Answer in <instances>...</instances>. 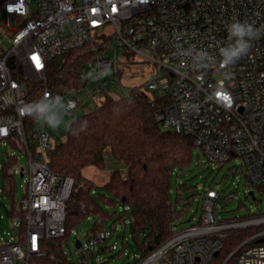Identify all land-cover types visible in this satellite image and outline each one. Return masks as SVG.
<instances>
[{"label":"built area","instance_id":"obj_1","mask_svg":"<svg viewBox=\"0 0 264 264\" xmlns=\"http://www.w3.org/2000/svg\"><path fill=\"white\" fill-rule=\"evenodd\" d=\"M235 22L251 24L259 34L246 54L225 65L236 46L237 38L229 35ZM102 34L113 35L115 48L124 54L122 61L99 59V70L117 72L127 53L158 65L166 82H150L148 89L171 102L157 121L192 137L210 162L239 159L253 195L258 190L264 200V0H0V144L9 142L29 158L19 206L26 235L22 241L20 233L15 241H0V264H32L45 256L47 240L66 235L74 180L50 170L47 154L56 144L46 130L27 131L28 92L31 83L46 80L51 60ZM51 97L46 90L44 98ZM79 106L73 95L65 110ZM220 196L208 190L197 224L174 231L131 262L212 264L225 238L252 230L224 264H264V213L220 220L215 207ZM106 240L104 231L94 233L91 250Z\"/></svg>","mask_w":264,"mask_h":264},{"label":"trees","instance_id":"obj_2","mask_svg":"<svg viewBox=\"0 0 264 264\" xmlns=\"http://www.w3.org/2000/svg\"><path fill=\"white\" fill-rule=\"evenodd\" d=\"M112 44L113 35L102 34L81 48L51 60L46 80L31 84L28 92L30 107L42 99L46 100V90L51 92L52 99L71 90L78 93L85 89L88 65L93 64V68L100 71L97 61L109 59L107 53L111 51ZM127 58L133 60L134 56L127 53ZM122 72L119 68L115 74L121 78ZM170 102L167 96H151L142 87L135 86L129 88L127 95L117 98L105 93L92 111L71 122L66 140L56 144L47 154L50 170L54 174L74 180L67 203V231L64 237L73 224L85 216L89 217L91 212L104 215L96 199L97 194L112 206L117 202L123 205L125 215L120 217V221H124L130 213L132 234L141 255L149 254L172 237L175 222L180 216L171 200L172 177L176 170L190 165L197 146L192 137L182 136L172 129L164 130L157 121L163 107ZM33 115L32 111L26 119L27 131L31 129ZM107 149L124 164L125 171L113 170L108 181L98 186L85 177L83 171L88 167L104 171ZM12 164L14 160L8 166ZM7 178L15 188L13 177L7 175ZM97 189L105 191L108 197L96 192ZM183 189L179 188L178 202ZM15 214L20 218L22 241L26 235V222L22 213ZM15 214L13 211L12 215ZM96 228L97 232L104 231L102 224ZM252 232L246 230L230 234L223 240V248L212 264H222ZM59 239L47 240L42 259H60Z\"/></svg>","mask_w":264,"mask_h":264},{"label":"rangeland","instance_id":"obj_3","mask_svg":"<svg viewBox=\"0 0 264 264\" xmlns=\"http://www.w3.org/2000/svg\"><path fill=\"white\" fill-rule=\"evenodd\" d=\"M107 33H110V29L107 30ZM123 54L122 50L115 48V44H112L107 58L114 59L116 57L122 61ZM120 69L123 71L121 78L117 77L113 70L97 71L88 65L85 72L88 83L85 89L78 93L71 90L61 96L55 95L52 99H42L35 105L33 104L31 107L33 109L41 104L48 107L43 113L33 110L34 115L29 126L31 129L28 131L30 135L31 130L39 126L49 134L53 145L64 142L71 122L78 116L92 111L105 93L117 98L127 95L129 88L136 86L142 87L151 96L161 94L160 91L154 93L148 89L150 82L157 84L166 82L164 77L159 76L161 71H159L158 65L137 57L135 60L128 59L121 63ZM28 82L24 79V83ZM73 95H77L80 106L74 111L67 112L65 103ZM161 127L164 130L170 129L165 125ZM12 160H14V164L8 166ZM105 163L104 171L88 167L83 171L84 176L96 185L102 186L108 181L113 170L125 171L124 164L112 156L110 149L105 151ZM21 169H24V175L21 174ZM7 175L13 177L15 188L8 180ZM245 175L246 172L239 159L235 158L226 164L210 162L202 151L196 148L190 165L183 170H176L172 177L171 200L180 215L175 222L174 231L189 228L200 221L202 197L210 189H215L221 194L215 206L216 214L220 220L264 213V200L258 190H255L254 197L249 196V193L255 188L248 184ZM28 179L29 158L27 153L9 142L0 144V241H15L19 237L21 222L18 214L15 213H19L20 202L25 197ZM180 187H184V189L179 194L180 202H178ZM96 192L108 197V194L102 189H97ZM229 195H232V198L228 199ZM96 199L99 201L104 215L91 212L89 217L85 216L73 224L69 228L67 236L59 239L60 259L55 261L50 258L32 260V264H81V262L84 264H133L131 261L134 257H139L141 251L132 234L130 213L125 216L124 221H120V217L125 215L124 207L120 202L112 206L98 194ZM13 211L15 216L12 215ZM114 213L117 214L114 215ZM99 224L103 225L107 240L104 245H96L92 251L89 241L97 232L96 227ZM77 241L81 242V249L76 248ZM226 260L227 258L222 264Z\"/></svg>","mask_w":264,"mask_h":264},{"label":"clouds","instance_id":"obj_4","mask_svg":"<svg viewBox=\"0 0 264 264\" xmlns=\"http://www.w3.org/2000/svg\"><path fill=\"white\" fill-rule=\"evenodd\" d=\"M258 31L247 23L235 22L230 25L229 35L236 37V46L230 50L229 58L223 61L225 65L233 64L246 54L250 47V40L258 36ZM245 37H248L246 40ZM235 58V59H232ZM48 106L45 104L37 105L35 109L29 107L25 110L26 114H30L33 110L43 113Z\"/></svg>","mask_w":264,"mask_h":264},{"label":"water","instance_id":"obj_5","mask_svg":"<svg viewBox=\"0 0 264 264\" xmlns=\"http://www.w3.org/2000/svg\"><path fill=\"white\" fill-rule=\"evenodd\" d=\"M10 65H11L12 68H14V65H13L12 63H10ZM249 196H253V197H254V195H253L252 192L249 193ZM81 246H82L81 242H80V241H77V242H76V248H77V249H81ZM217 255H218V253L215 254V256H217Z\"/></svg>","mask_w":264,"mask_h":264},{"label":"snow or ice","instance_id":"obj_6","mask_svg":"<svg viewBox=\"0 0 264 264\" xmlns=\"http://www.w3.org/2000/svg\"><path fill=\"white\" fill-rule=\"evenodd\" d=\"M225 99H227V97H225Z\"/></svg>","mask_w":264,"mask_h":264}]
</instances>
